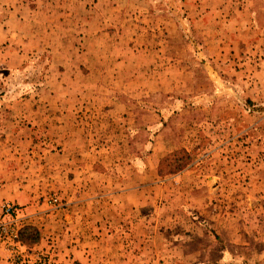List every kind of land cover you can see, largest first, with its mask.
Returning <instances> with one entry per match:
<instances>
[{"label": "rangeland", "instance_id": "obj_1", "mask_svg": "<svg viewBox=\"0 0 264 264\" xmlns=\"http://www.w3.org/2000/svg\"><path fill=\"white\" fill-rule=\"evenodd\" d=\"M10 1L6 264H264V0Z\"/></svg>", "mask_w": 264, "mask_h": 264}, {"label": "crops", "instance_id": "obj_2", "mask_svg": "<svg viewBox=\"0 0 264 264\" xmlns=\"http://www.w3.org/2000/svg\"><path fill=\"white\" fill-rule=\"evenodd\" d=\"M15 1V0H13ZM12 1H2V5L0 6L1 8H7L4 7L5 5H11ZM10 8V7H8ZM3 24V30L4 32H9V35L11 36V29H9L7 27V21L3 20L2 21ZM4 37H6L5 35H3ZM8 36V34H7ZM9 37H6V39H8ZM0 202L4 199L5 202L6 201H11L13 203H17L20 204L22 206H24V204L26 202H30V201H34V199L36 198V194H34V190L35 189H27L25 187L29 186L28 184H24L22 181L18 180V172H16L14 165H12V161H9V157L6 156V154H8L7 152L12 150L11 148H9L8 145V141H5V137H3L5 130L0 129ZM17 129H15V127L13 128V131L11 132L10 135H15L17 134ZM15 133V134H14ZM2 134V136H1ZM9 135V136H10ZM80 161H87L85 158H78ZM74 164H76V159L70 160V157L67 158V166H73ZM46 169H48L47 164H45L44 166ZM51 167V166H50ZM52 168V167H51ZM76 168H80L82 173L85 170V164H76ZM50 169V168H49ZM79 170V169H78ZM80 171V170H79ZM43 178H45V176H43ZM4 202V201H3ZM1 202V203H3ZM0 203V205H1ZM31 204H35V202L31 203ZM29 208H31V206H27V208H25V210H29ZM6 262H8V257L5 254L0 253V264H6Z\"/></svg>", "mask_w": 264, "mask_h": 264}, {"label": "built area", "instance_id": "obj_3", "mask_svg": "<svg viewBox=\"0 0 264 264\" xmlns=\"http://www.w3.org/2000/svg\"><path fill=\"white\" fill-rule=\"evenodd\" d=\"M17 206L11 202H5L1 206L2 212L0 213V245L5 242L3 235L8 232V227L6 225L7 221H3V217H17L19 210L17 211ZM14 214V215H13ZM14 238H17V234H13Z\"/></svg>", "mask_w": 264, "mask_h": 264}, {"label": "trees", "instance_id": "obj_4", "mask_svg": "<svg viewBox=\"0 0 264 264\" xmlns=\"http://www.w3.org/2000/svg\"><path fill=\"white\" fill-rule=\"evenodd\" d=\"M21 236L24 243L26 244L35 243L37 240L38 232L35 227L27 225L22 229Z\"/></svg>", "mask_w": 264, "mask_h": 264}]
</instances>
